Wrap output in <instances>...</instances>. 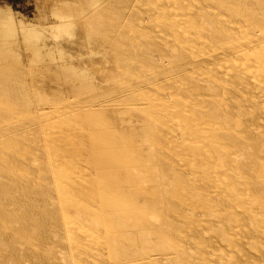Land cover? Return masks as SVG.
<instances>
[{
  "label": "rangeland",
  "instance_id": "rangeland-1",
  "mask_svg": "<svg viewBox=\"0 0 264 264\" xmlns=\"http://www.w3.org/2000/svg\"><path fill=\"white\" fill-rule=\"evenodd\" d=\"M0 264H264V0H0Z\"/></svg>",
  "mask_w": 264,
  "mask_h": 264
}]
</instances>
